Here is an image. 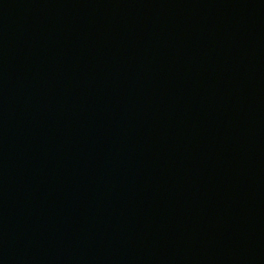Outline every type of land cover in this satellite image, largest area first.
Instances as JSON below:
<instances>
[{
  "label": "water",
  "instance_id": "water-1",
  "mask_svg": "<svg viewBox=\"0 0 264 264\" xmlns=\"http://www.w3.org/2000/svg\"><path fill=\"white\" fill-rule=\"evenodd\" d=\"M0 264H264V0H0Z\"/></svg>",
  "mask_w": 264,
  "mask_h": 264
}]
</instances>
